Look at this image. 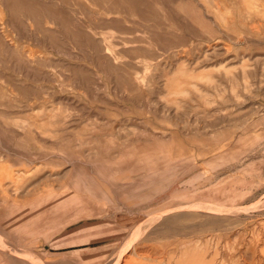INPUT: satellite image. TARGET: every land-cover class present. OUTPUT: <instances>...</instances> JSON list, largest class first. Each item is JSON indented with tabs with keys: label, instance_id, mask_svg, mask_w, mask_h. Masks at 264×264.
I'll return each instance as SVG.
<instances>
[{
	"label": "rangeland",
	"instance_id": "374dc122",
	"mask_svg": "<svg viewBox=\"0 0 264 264\" xmlns=\"http://www.w3.org/2000/svg\"><path fill=\"white\" fill-rule=\"evenodd\" d=\"M0 264H264V0H0Z\"/></svg>",
	"mask_w": 264,
	"mask_h": 264
},
{
	"label": "bare ground",
	"instance_id": "6f19581e",
	"mask_svg": "<svg viewBox=\"0 0 264 264\" xmlns=\"http://www.w3.org/2000/svg\"><path fill=\"white\" fill-rule=\"evenodd\" d=\"M232 212H233V210H232Z\"/></svg>",
	"mask_w": 264,
	"mask_h": 264
}]
</instances>
